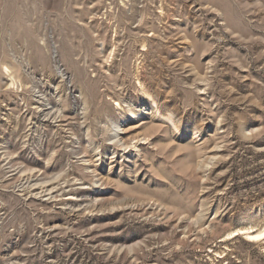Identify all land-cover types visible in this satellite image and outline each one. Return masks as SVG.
<instances>
[{
    "label": "rangeland",
    "instance_id": "1",
    "mask_svg": "<svg viewBox=\"0 0 264 264\" xmlns=\"http://www.w3.org/2000/svg\"><path fill=\"white\" fill-rule=\"evenodd\" d=\"M250 228L264 0H0V264H264Z\"/></svg>",
    "mask_w": 264,
    "mask_h": 264
},
{
    "label": "bare ground",
    "instance_id": "2",
    "mask_svg": "<svg viewBox=\"0 0 264 264\" xmlns=\"http://www.w3.org/2000/svg\"><path fill=\"white\" fill-rule=\"evenodd\" d=\"M100 37V36H99ZM102 40V38H100ZM100 47H101V50H103V45L100 44ZM57 70L59 72V74L62 76V78H65L67 83L70 82V77L65 73V71L61 68V65L60 63L58 62L57 63ZM8 72V71H7ZM11 76V75H9ZM11 78V77H10ZM13 80V78H12ZM70 84V83H69ZM118 107H120V104H117ZM44 110V109H43ZM129 110V108H128ZM130 114H134L132 113L131 111H129ZM45 120V119H44ZM123 125L120 123V122H116L114 124V128H113V131H114V138L117 139L118 142H122V132L124 131L123 130ZM86 136L89 137L88 135V132H86ZM125 142V141H124ZM122 142V145H124L125 143ZM133 148L134 149H137V145H133ZM201 161V160H200ZM209 166V158L207 157V159L204 158V160H202V162H200L199 164V167H208ZM203 168V169H204ZM202 212L200 211V213L198 214L197 216V219L198 220H201L203 219V215L201 214ZM236 234V233H235ZM240 235H243L245 237V240H247L248 242H251V243H262L264 242V228H260V229H243L242 232L239 233ZM238 234V235H239ZM229 239V238H228ZM223 242V241H222ZM263 245V244H262ZM262 249L264 250V245L262 246Z\"/></svg>",
    "mask_w": 264,
    "mask_h": 264
}]
</instances>
